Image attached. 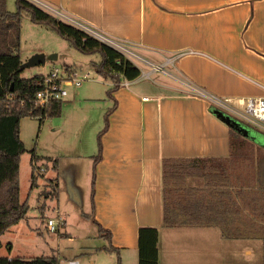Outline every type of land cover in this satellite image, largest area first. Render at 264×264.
I'll list each match as a JSON object with an SVG mask.
<instances>
[{
    "label": "crops",
    "instance_id": "1",
    "mask_svg": "<svg viewBox=\"0 0 264 264\" xmlns=\"http://www.w3.org/2000/svg\"><path fill=\"white\" fill-rule=\"evenodd\" d=\"M46 1L53 10L93 31L137 47L153 59L144 57L151 64L171 65L175 70L171 72L176 83L156 81L154 86L143 87L140 77L111 93L113 83L106 80V98L111 104L106 113L117 105L101 136L102 159L95 163L96 152L88 156L95 173L93 213L89 216L111 232L108 246L119 251H110L119 254L122 264H129L128 260L139 264L142 227L159 228V264H165V248L170 254L177 247L180 252L203 250L198 242L193 246L186 240L205 237L203 233L184 230L190 226L163 225L162 162L230 157L232 126L219 112L237 118L189 86L239 107L248 98H264V0ZM155 58L159 64L154 63ZM104 126L105 115L98 134ZM243 138L264 148L242 134ZM261 164L257 159L256 166L263 167ZM237 172L243 173L241 164ZM52 180L55 178L49 177L47 184ZM166 235L170 239L164 247Z\"/></svg>",
    "mask_w": 264,
    "mask_h": 264
},
{
    "label": "rangeland",
    "instance_id": "2",
    "mask_svg": "<svg viewBox=\"0 0 264 264\" xmlns=\"http://www.w3.org/2000/svg\"><path fill=\"white\" fill-rule=\"evenodd\" d=\"M42 1L47 3L46 0ZM16 2L7 0L8 10L16 12ZM116 40L131 51L126 54L143 71H152L141 82L143 87L154 86L153 82L156 81L176 83L174 79L177 78L172 74L175 72L173 66L156 67L144 57L153 59L137 47ZM20 53L24 62L36 53L57 55L56 60L25 68L23 77L44 74L52 67L63 68L67 64L77 70L79 77L89 73V78L81 86L74 83L66 86L68 96L63 99L61 115L47 116L42 122L31 116L21 120V139L27 151L21 156L20 197L21 201L28 202L30 208L26 218L0 235V256L32 258L55 254L60 261L78 259L81 264H120L118 253L103 249L109 245V241L101 236L98 225L89 216L93 213L94 169L93 160L88 156L98 151V127L104 123V115L111 105L106 98L107 81L93 66L94 62L101 60V55L82 53L56 31L34 23L28 13H24L22 21ZM158 62L155 58L154 63ZM153 68L159 70L153 71ZM89 97L94 99L88 100ZM234 145L235 153H238L239 144ZM249 145L254 150L251 161L254 163L248 170L247 162L244 173L237 172V176L244 181L245 188L249 185L260 187L264 185V150L257 148V143L250 141ZM33 154L40 157L37 165L44 171L37 169L38 185L32 189ZM257 159L263 167L256 166ZM49 177L55 180L47 184ZM202 183L203 180L198 178H188L186 181L187 186H199L196 184ZM50 218H63L66 220L65 225L59 231L51 232L47 226ZM259 222L263 225L264 219ZM184 230L192 233L196 230L204 234L205 237L195 235L196 238L186 239L187 244L193 246L198 242L203 250L180 252L177 247L170 254V250L165 248V264L180 260L186 264H263L262 238H223L218 227L199 226L193 229L190 226ZM260 233L262 236L264 231ZM168 238L166 235L163 240L164 247L168 245ZM128 263L132 264L130 260Z\"/></svg>",
    "mask_w": 264,
    "mask_h": 264
},
{
    "label": "trees",
    "instance_id": "3",
    "mask_svg": "<svg viewBox=\"0 0 264 264\" xmlns=\"http://www.w3.org/2000/svg\"><path fill=\"white\" fill-rule=\"evenodd\" d=\"M16 3L18 9L12 12L8 10L7 0H0V235L26 218L30 208L28 202L21 201L20 197L21 156L27 151L21 139V120L31 116L39 118L42 122L47 116H59L63 111V100L53 102L47 109L36 104L45 74L29 78L22 76L21 65L24 61L20 47L24 13H28L34 23L43 24L56 31L82 53H99L101 60L94 62L93 66L97 73L113 83L110 93L120 88L126 80L139 79L143 73L132 57L81 26L31 0H17ZM63 68L70 72L73 66L64 64ZM116 105L105 114V126L98 136L95 163L102 159L101 136L109 128V116ZM231 134L232 153L229 158L163 159L165 227H218L223 238L257 237L262 238L264 242V233L262 236L260 233L264 231V223L262 225L259 222L264 219V185H249L250 187L245 188L244 181H241L236 173L239 164L244 173L247 162L249 165L246 169L249 170L254 150L249 145V140L241 139V132L232 127ZM235 143L240 147L238 153H235ZM39 158L36 154L31 158L32 189L38 185ZM55 162L57 165V160ZM188 178L202 179L203 185L187 186ZM98 225L101 235L110 239L111 232ZM159 234L158 227L140 228L139 264H159ZM103 249L119 251L113 246ZM0 264L61 263L58 256L52 254L32 258L0 256Z\"/></svg>",
    "mask_w": 264,
    "mask_h": 264
},
{
    "label": "built area",
    "instance_id": "4",
    "mask_svg": "<svg viewBox=\"0 0 264 264\" xmlns=\"http://www.w3.org/2000/svg\"><path fill=\"white\" fill-rule=\"evenodd\" d=\"M31 1L41 5L42 7L50 11L56 12L62 18H65L66 20L71 21L81 26L85 30L94 34L96 37H98L102 41L109 43L110 45L122 50L123 52L127 53L130 51L121 42L114 40L113 38H109L96 31H93L88 26H85L84 24H81L79 22H76L73 19L68 18L67 16L63 15L61 12H57L53 10V8L47 5V3H45L44 1L42 0H31ZM154 66L157 67V65H154ZM155 70H159V69L153 68V71ZM151 73L152 71L151 72L143 71L141 77L142 78L149 77ZM88 78H89V73L84 75L83 77H79L78 72L75 69L68 72L64 68H59L56 66L52 67V69L48 73L45 74L43 87L37 94V97H36L37 106L47 109L51 104H53V102L58 101V100H63L66 96H68V90L66 86L72 83L79 86L82 84L84 80ZM131 82L132 81L126 80L122 83V85L123 84L129 85ZM189 87H191V90L193 92L209 99L214 105H216L221 110H224L226 113L233 115L238 120L247 122L248 124L264 132V98L262 97L248 98L246 100L245 106L239 107V106H236L235 104H232L226 98H220L218 96L209 95L205 93L203 90L195 88L194 86H189ZM64 225H65V220L63 218H59V219L50 218L48 219V222H47L48 229L51 232L59 231L60 228ZM60 263L61 264H81L78 259L61 260Z\"/></svg>",
    "mask_w": 264,
    "mask_h": 264
},
{
    "label": "water",
    "instance_id": "5",
    "mask_svg": "<svg viewBox=\"0 0 264 264\" xmlns=\"http://www.w3.org/2000/svg\"><path fill=\"white\" fill-rule=\"evenodd\" d=\"M57 55H49L47 56L45 53H36L32 55L27 61L23 62L21 65V70H24L28 67L38 66L41 64H45L48 60H56ZM219 116L225 120L229 125H231L233 128L241 132L244 136L248 138H252L255 141L259 142L264 146V136L259 134L254 128H252L249 125H246L242 121L235 119L229 115H225L222 112H219Z\"/></svg>",
    "mask_w": 264,
    "mask_h": 264
}]
</instances>
